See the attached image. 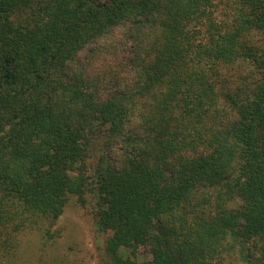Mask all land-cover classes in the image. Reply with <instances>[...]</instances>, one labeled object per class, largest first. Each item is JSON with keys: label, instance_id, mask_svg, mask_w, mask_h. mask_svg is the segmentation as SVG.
<instances>
[{"label": "trees", "instance_id": "trees-1", "mask_svg": "<svg viewBox=\"0 0 264 264\" xmlns=\"http://www.w3.org/2000/svg\"><path fill=\"white\" fill-rule=\"evenodd\" d=\"M71 201L102 264H264V0H0V253Z\"/></svg>", "mask_w": 264, "mask_h": 264}, {"label": "rangeland", "instance_id": "rangeland-1", "mask_svg": "<svg viewBox=\"0 0 264 264\" xmlns=\"http://www.w3.org/2000/svg\"><path fill=\"white\" fill-rule=\"evenodd\" d=\"M92 71L96 75L102 70ZM92 210L91 202L84 206L69 202L63 215L50 225L52 232L59 231L52 241L45 243L37 233H28L20 238L12 255L0 253V264H102L106 236L97 232ZM138 259L147 257L140 255Z\"/></svg>", "mask_w": 264, "mask_h": 264}]
</instances>
